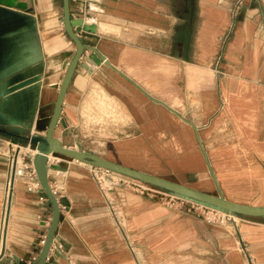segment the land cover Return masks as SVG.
Returning a JSON list of instances; mask_svg holds the SVG:
<instances>
[{
	"label": "crops",
	"instance_id": "crops-1",
	"mask_svg": "<svg viewBox=\"0 0 264 264\" xmlns=\"http://www.w3.org/2000/svg\"><path fill=\"white\" fill-rule=\"evenodd\" d=\"M15 1L0 2V90L40 79L6 95L3 113L11 128L43 136L62 64L76 47L63 28L61 0ZM232 3L69 0L71 16L95 27L78 36L104 60L95 64L84 50L54 139L264 207V0H244L236 13ZM15 143L2 134L0 217L11 155L18 153L22 167L36 151L27 141L17 151ZM48 162L57 164L48 180L60 216L46 264H235L236 256L239 264H264V215L240 214L228 227L159 186L118 173L106 179L104 193L91 164L58 153ZM33 180L36 174H21L11 182L0 264H31L40 252L52 208L40 186L30 188Z\"/></svg>",
	"mask_w": 264,
	"mask_h": 264
},
{
	"label": "water",
	"instance_id": "water-1",
	"mask_svg": "<svg viewBox=\"0 0 264 264\" xmlns=\"http://www.w3.org/2000/svg\"><path fill=\"white\" fill-rule=\"evenodd\" d=\"M0 2H3L4 4H7L9 6L18 4V2H16L15 0H0ZM61 2L63 28L66 35L72 42H74L76 48L73 56L68 61H64L62 64V68L65 69V72L60 79L58 93L54 101L48 125L43 136L26 135L20 132L21 130L19 129L11 128V126L7 125L6 117L3 113L5 103L4 97L12 93L15 89L23 87L34 80L40 79V75L35 76L33 80L16 82L0 90V97H2L0 98V133L15 138L19 145L22 142L27 141L35 148L36 151L32 156V164L40 185V190L45 193L47 201L52 208L50 224L46 231L40 252L38 254V257L33 260L31 264H46L47 254L54 237V230L60 216L58 200L48 180V168L57 167V164H50L48 162V158L51 153H58L79 161L87 162L91 165L109 169L116 173L159 186L173 193L182 195L183 197H188L199 202L207 203L208 205L218 209H223L236 214L264 215V207L248 206L225 199L221 194L214 195L198 191L184 185L160 178L158 176L124 166L120 163L104 159L90 152H84L78 149L65 147L61 145L59 141L54 139L53 131L61 110L64 93L80 58L84 55V50L89 47L82 42V39L78 36L77 33L80 30L90 32L95 31L94 24H84L82 17L71 16L69 0H61ZM19 5L23 6V3ZM88 49L90 50V53L85 55L84 58L91 60L95 64H98L104 60V57L99 54L98 51L93 47L90 46Z\"/></svg>",
	"mask_w": 264,
	"mask_h": 264
},
{
	"label": "built area",
	"instance_id": "built-area-1",
	"mask_svg": "<svg viewBox=\"0 0 264 264\" xmlns=\"http://www.w3.org/2000/svg\"><path fill=\"white\" fill-rule=\"evenodd\" d=\"M257 1H262V0H257ZM244 0H233V3L231 5V9L232 12L236 13L240 10L241 6L243 5ZM14 149L17 151L20 149V145L18 143L14 144ZM17 152H14L13 155H11L10 159H9V168H8V180H7V184L5 186V190H4V198H3V206H2V212H1V217H0V247L2 245L3 242V236H4V225H5V220H6V215L8 212V206H9V199H10V195H11V182L14 178L15 175H21V174H25L27 177H32L35 176V169L33 167L32 163H28V164H24V166L22 167H17L16 166V159H17ZM91 173L92 176L95 180V182L97 183L98 187L100 188V190L102 192L105 193V186H106V179L109 176H118L119 174L111 171L109 169L100 167V166H95V165H91ZM31 185L30 188H37L39 187V182L36 181H31ZM110 204V202H109ZM197 207V206H196ZM196 207H192V208H196ZM202 207V215L210 221L216 222L220 225H232V226H236V222L239 219V217L236 215V213L233 212H229L223 209H219L218 208H208L207 206H199L197 208ZM114 213V211H113ZM114 216L116 217V222L118 223L119 226H121V218L117 219L116 214L114 213ZM123 221V220H122ZM123 224V223H122ZM44 240V239H43ZM43 240H41V243H43ZM70 264L71 261H70Z\"/></svg>",
	"mask_w": 264,
	"mask_h": 264
},
{
	"label": "rangeland",
	"instance_id": "rangeland-1",
	"mask_svg": "<svg viewBox=\"0 0 264 264\" xmlns=\"http://www.w3.org/2000/svg\"><path fill=\"white\" fill-rule=\"evenodd\" d=\"M1 134V133H0ZM0 138H2V134L0 135ZM5 140H3V142H4ZM3 145V147H2V149L3 150H6V145H4V144H2ZM127 179H129L128 177H127ZM135 181V180H134ZM135 182H138V183H141V184H143L142 182H139V181H135ZM145 185H147V184H145ZM148 186V185H147ZM152 186V185H151ZM151 186H149V187H151ZM135 187H138V189H141L142 187H139V186H135ZM153 188V187H152ZM156 188V187H155ZM139 191V190H138ZM173 194H176V193H173ZM176 195H179V194H176ZM179 196H182V195H179ZM184 198H186V200H187V202H188V204H192L194 207H199V206H207L208 208H213L212 206H210V205H208L207 203H203V202H199V201H196V200H193V199H191V198H188V197H184ZM186 203V202H185ZM193 208L194 210H197V211H199V212H202V207H200V208ZM219 210V209H218ZM239 218H240V214H236ZM240 221V219H238L237 220V224H238V222ZM237 224H236V226H237ZM227 225V224H226ZM225 225V226H226ZM231 226V225H230ZM229 227V226H228ZM241 256V259L242 260H244V256H243V254H241L240 255ZM239 257L238 256H236L235 257V264H239ZM221 263H223V264H225V262L224 261H221L220 260V264Z\"/></svg>",
	"mask_w": 264,
	"mask_h": 264
}]
</instances>
